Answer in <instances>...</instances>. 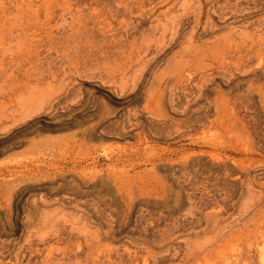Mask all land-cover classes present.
Returning a JSON list of instances; mask_svg holds the SVG:
<instances>
[{"label":"rangeland","instance_id":"obj_1","mask_svg":"<svg viewBox=\"0 0 264 264\" xmlns=\"http://www.w3.org/2000/svg\"><path fill=\"white\" fill-rule=\"evenodd\" d=\"M149 1L70 0L101 11L78 33L54 19L81 49L71 63L0 62V264H224L247 234L264 0H173L189 8L176 33Z\"/></svg>","mask_w":264,"mask_h":264},{"label":"bare ground","instance_id":"obj_2","mask_svg":"<svg viewBox=\"0 0 264 264\" xmlns=\"http://www.w3.org/2000/svg\"><path fill=\"white\" fill-rule=\"evenodd\" d=\"M254 1H258V0H254ZM72 5L73 4L72 2H70V0H0V62L6 61L8 63V66L9 64L10 66H12L15 64L25 65L28 63H37L38 65L41 59L44 58L45 61L47 60L46 62H49V60L50 61L57 60L60 62L71 63L72 58L75 57L73 55H78L77 51L80 49L78 43L76 44L74 42L73 37L75 35L72 32H71L72 34L71 33L66 34L67 31L66 33L65 32L60 33L58 31L56 32V29L58 30L60 26H56L55 24H53L54 19L55 18L63 19L66 15H69L70 17L69 16L68 17L71 19V24L73 25L74 23H76L75 25H77L76 27L77 29L75 30V32L78 33L80 30L87 31L88 20L91 21L94 18H97L101 14V11L95 8V6L93 8V12L91 10L89 11L92 12L91 14L85 15L83 13L84 5L83 7L80 6L82 7V9H74ZM149 5L151 6L150 12L155 13L157 16L166 17L169 16L170 14H174V13L177 14L173 18L174 19L178 18V19H176V21L175 20H173L172 22L170 21L173 29L174 30L176 29L175 33L178 31L179 27L182 26V24L187 20L189 16V8H186L183 5L178 6V4L173 0H150L148 2V6ZM130 6H129L130 11L138 12L141 11L142 8H144L145 4L142 3L138 6H131V7ZM233 8L234 6L232 4V0H223V4L220 10L221 9L232 10ZM165 25L166 24H164V26ZM78 37H80V35L77 36L76 38L79 39L78 41H80L81 39ZM229 50L230 47L226 43H223V45L220 47L219 52L227 56L229 54ZM52 54L55 55V58H53ZM220 65L224 66L222 62L220 63ZM198 70H200V68ZM185 75L188 78H192L193 72L187 66H182V70L179 72L178 81L184 79ZM184 80H186V78ZM257 82L258 85H255L251 89V95L253 99H255L254 109H258L257 107L258 105L256 104H259L261 107L264 108V82L262 83L260 81V78L257 80ZM255 187L256 190L252 202V207H251L252 210L250 213V221H249L250 225L249 228H247V234H245L244 232L243 234H241V236L243 235V237H241L240 240H235L236 242L235 252L233 255L226 258L224 264H264V181L262 183L255 184ZM90 247L92 246L88 244L87 248L89 252H90ZM78 248H76V250H78ZM49 250H46L44 253L48 252L47 255H49L50 253ZM70 252L73 251L71 250ZM79 252L81 254L82 251ZM39 253L38 255H41V253L40 254ZM60 253H58L57 257H59ZM64 254L63 255L66 256V254L68 253L66 252ZM44 255L46 257H44ZM47 255L42 254L41 256H43L44 258L50 257V256L47 257ZM87 255L89 254L87 253L85 256L87 257ZM74 256L77 257L78 255H74ZM62 257L63 256H61V263H62ZM68 257L70 258V255ZM44 258L40 257L38 261L40 262V259H44ZM52 259H54L52 263L57 264L56 262L60 258L56 260L55 257L54 258L52 257ZM63 259L65 260L66 258L64 257ZM38 261H36V263ZM44 261H46V259H44ZM86 261H88L87 258ZM92 262L93 261H91V263ZM66 263L69 264L70 262H66ZM41 264H46V263L42 262ZM62 264H64V262Z\"/></svg>","mask_w":264,"mask_h":264}]
</instances>
